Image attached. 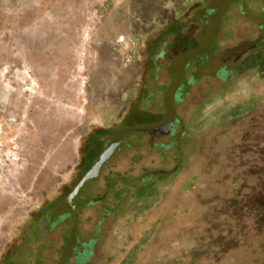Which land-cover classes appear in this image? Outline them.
Listing matches in <instances>:
<instances>
[{"label": "rangeland", "instance_id": "374dc122", "mask_svg": "<svg viewBox=\"0 0 264 264\" xmlns=\"http://www.w3.org/2000/svg\"><path fill=\"white\" fill-rule=\"evenodd\" d=\"M118 1L116 11L113 0H0V264H172L187 256L176 243L193 239L206 254L189 257L201 261L217 253L212 228L235 237L232 212L264 202V48L222 71L201 52L183 68L172 131L127 133L49 227L77 184L48 208L41 192L79 182L114 132L165 118L168 68L198 47L203 26L218 22L215 49L257 39L262 0H165L150 21H139L144 0ZM70 233L78 254L68 256Z\"/></svg>", "mask_w": 264, "mask_h": 264}, {"label": "trees", "instance_id": "16d2710c", "mask_svg": "<svg viewBox=\"0 0 264 264\" xmlns=\"http://www.w3.org/2000/svg\"><path fill=\"white\" fill-rule=\"evenodd\" d=\"M163 1L165 0H144L142 1L143 4L140 5V7H141V12L143 11L144 14L143 16H141L142 18H139V21L141 20L150 21L151 20L150 17L152 16L153 13L157 11V8L159 9L161 7V4H163ZM147 7H148V13L146 14L144 12V9H146ZM136 16L138 17V15ZM248 84L249 83L245 82L242 86H247ZM210 103H214V102L211 100ZM208 106L209 105H207V107ZM101 130L106 133L112 132L111 127H107L104 129L97 128V130L95 131L92 130L89 132L87 139H90L94 137L95 135H98ZM87 141L88 140L83 139L82 143H85ZM83 147L84 145L81 146V149H80L81 159L79 163V169L81 167L86 166L87 155L84 154V150H82ZM68 182H70V184L78 183V181H76L75 178H71V176L69 175L67 179H65L64 181L62 180L60 182V185L55 187L51 192H41V202L44 204L45 206L44 208H48L49 205H55L56 203L55 200L57 199L59 195L58 192L61 189V186L68 184ZM153 184L154 183H149L147 185H141L137 187L135 189L136 197L151 194L153 192V186H154ZM262 185L264 186V184ZM259 199H254L251 202H249V208L244 212L243 210H241V208L232 212L231 216H233L234 220L237 221L236 222L237 229H239L235 237L232 236L231 234L232 229L229 228L228 226L212 228L211 233L213 234L215 232L217 236L216 237L217 241L215 243L213 242L214 243L213 247L214 249L217 250V253H214L213 256L208 255L210 257L206 256V258L202 259L201 261L191 259L190 257L196 252L201 253V254L205 253V252L197 250L196 242L198 241H196V239H193V240H190V244H189V241L188 243L184 242L183 244L176 243V245L174 246V249H179L180 248L179 246L181 245L185 247L188 244L187 250H186L187 256L174 257L170 259V263L172 264H215L217 261H218L217 263H220L221 261L222 262L221 264H226V262L231 261V264H264V202H262ZM44 200L46 201L43 202ZM231 202L235 204L236 201L232 200ZM42 208L43 207H40V205H38L37 211L40 213L41 211H43ZM69 213L70 212L63 214L59 220H62L68 217L70 215ZM245 218L249 220V225L241 224V222H243ZM70 238L73 239V241H71L72 243L71 250L67 254L68 256L69 255L71 256L73 254H78L76 247L74 245L75 239H74L73 234L71 233L69 234L68 238L66 239V242H68ZM89 255H90V252L88 250H84L83 254L80 257L86 258ZM82 258H79L78 262H81ZM120 264H123V263H120Z\"/></svg>", "mask_w": 264, "mask_h": 264}, {"label": "water", "instance_id": "95a60500", "mask_svg": "<svg viewBox=\"0 0 264 264\" xmlns=\"http://www.w3.org/2000/svg\"><path fill=\"white\" fill-rule=\"evenodd\" d=\"M258 18H261V17H255L256 21ZM262 19L264 20V17ZM262 19H261V22H262ZM218 28H219L218 22L217 23L214 22V24L212 25V31L210 32L207 30L209 29L208 27L203 26V28L201 29L198 35V39H199L198 47L190 49L184 53L178 54L172 60L168 69L170 72L174 73V77L172 81L170 82L169 87L167 88L163 96V102L166 108L165 118L156 125L145 126V127H129L121 131L114 132L109 140L108 145L98 156L94 164L85 173V175L80 179V181L74 187L72 192H70L69 195L66 197L65 203L60 204L57 208L53 209L50 214H48L47 221H48L49 227L52 225V223L56 221V219L59 216H62L63 214L71 212V210H73V205L71 204L72 199L77 195L78 191L88 180H90L92 177L98 174L101 166L110 158L113 152L120 146L122 139L125 137L127 133H130L132 131H154V132H157L158 134H162L165 132L172 131L174 127V121L176 118V113H175L173 103L175 101L176 92L180 86V82H181L182 75H183V68L187 64L188 58L192 57L195 54L209 51V46L215 34L217 33ZM200 38H203V39L200 40ZM258 46H264V34L260 35L255 40L244 41L232 49H227L224 55L228 57V55L232 56V54L230 53L237 52L238 54L236 57H234L233 59L234 61L237 58H239V56L243 54L244 52H246L247 50L258 47ZM65 204L69 205L70 207L66 208Z\"/></svg>", "mask_w": 264, "mask_h": 264}, {"label": "flooded vegetation", "instance_id": "af4514ba", "mask_svg": "<svg viewBox=\"0 0 264 264\" xmlns=\"http://www.w3.org/2000/svg\"><path fill=\"white\" fill-rule=\"evenodd\" d=\"M260 7H261L260 8L261 10L257 13V15L259 17H261V18H258L257 21H259V22L256 21V24H255L256 25V28L258 30L257 38L260 35L264 34V20L262 19L264 17V0L261 1V6ZM261 19H262V22H261ZM212 25H213L212 22H210L209 24L206 25V27L209 28V29H207L209 32L212 31ZM220 29L221 28L219 27L217 33L215 34L214 38L212 39V42H211V44L209 46V51H205L202 54L204 55L205 61L207 60V62L210 63V67L212 69L217 68V69H219V71H222L227 66H229V64L231 63V61L234 59V57L237 56L238 53L237 52L230 53V54H232V56L231 55H228V57H226V55H224V54L226 53V50L227 49H223V48H219V49L217 48V49H215V47L213 46V44H214L215 39L218 37V33H219ZM255 38H253V39H255ZM201 39H203V38H200V40ZM253 39H251V40H253ZM258 48H264V46H258V47H255V48H251V49H249L247 51H253V50L258 49ZM182 78H183V75H182ZM181 81H182V79H181ZM180 84H181V82H180ZM47 216L48 215H46V218H47ZM60 218H61V216H59L54 223H56ZM54 223H52V225Z\"/></svg>", "mask_w": 264, "mask_h": 264}, {"label": "crops", "instance_id": "0c3cea01", "mask_svg": "<svg viewBox=\"0 0 264 264\" xmlns=\"http://www.w3.org/2000/svg\"><path fill=\"white\" fill-rule=\"evenodd\" d=\"M111 2H112V0H111ZM113 2H114V3H113V4H114V9H115V7H116V9H117L116 11H118V8H117V7L120 6L119 1H118V0H113ZM112 10H113V9H112ZM112 10L109 12V14L112 12ZM109 14H107V15H109ZM115 14H116V13H115ZM115 17H116V18H119V16H118L117 14L114 15V16L112 15V19H114ZM112 19H111V20H112ZM111 20H109V21H111ZM119 20H120V22H121V17L119 18ZM126 22H128V21H126ZM70 165H71V169H73L74 164H71V163H70ZM71 169H70V171H69V170H68V171L71 172V171H72ZM68 171H67V172H68ZM59 173H61V171H57V172H56V174H55V178L58 176ZM36 182H37V180L35 179V181H34V188L36 189V191H39L40 189H39V187H38V185H37ZM57 185H58V184H57ZM57 185H56V186H57ZM59 185H60V183H59Z\"/></svg>", "mask_w": 264, "mask_h": 264}, {"label": "built area", "instance_id": "2783aa9c", "mask_svg": "<svg viewBox=\"0 0 264 264\" xmlns=\"http://www.w3.org/2000/svg\"><path fill=\"white\" fill-rule=\"evenodd\" d=\"M121 41V40H120ZM129 58H130V54L129 53H127V55L126 56H124V59L125 60H127V61H129Z\"/></svg>", "mask_w": 264, "mask_h": 264}]
</instances>
